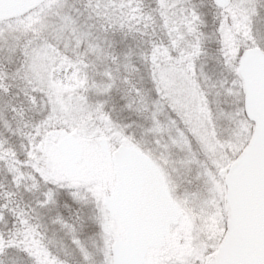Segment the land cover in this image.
I'll return each instance as SVG.
<instances>
[{
    "label": "snow or ice",
    "instance_id": "1",
    "mask_svg": "<svg viewBox=\"0 0 264 264\" xmlns=\"http://www.w3.org/2000/svg\"><path fill=\"white\" fill-rule=\"evenodd\" d=\"M0 264H264V0H0Z\"/></svg>",
    "mask_w": 264,
    "mask_h": 264
}]
</instances>
